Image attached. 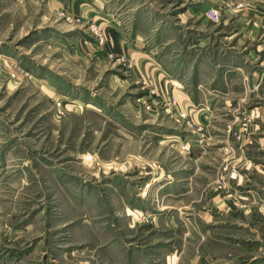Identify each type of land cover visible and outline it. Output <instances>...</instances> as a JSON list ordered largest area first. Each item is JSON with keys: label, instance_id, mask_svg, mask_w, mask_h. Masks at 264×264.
I'll list each match as a JSON object with an SVG mask.
<instances>
[{"label": "rangeland", "instance_id": "374dc122", "mask_svg": "<svg viewBox=\"0 0 264 264\" xmlns=\"http://www.w3.org/2000/svg\"><path fill=\"white\" fill-rule=\"evenodd\" d=\"M196 2L0 0V264H264V83Z\"/></svg>", "mask_w": 264, "mask_h": 264}, {"label": "crops", "instance_id": "0c3cea01", "mask_svg": "<svg viewBox=\"0 0 264 264\" xmlns=\"http://www.w3.org/2000/svg\"><path fill=\"white\" fill-rule=\"evenodd\" d=\"M196 3V9L201 13L210 6H214L222 11V16H228L227 19H236L237 26L234 34H242L244 36V40H242L243 49L245 47L248 48L246 55L243 56V63L236 71L237 82L244 84L242 79L246 77L247 83L253 89V96H261L262 89H257V85L264 83V0H229L226 4L224 0H197ZM245 21L251 22L250 28L245 27L247 23H242ZM249 35L253 37L250 43L246 40ZM141 59V65L144 67H159V65L153 64L148 66L150 63L148 59L145 57H141ZM245 63L255 64V68L251 71L246 67L247 64ZM174 81L180 84L176 79ZM175 90L178 95L182 96L180 89ZM253 128L263 131L261 125H254Z\"/></svg>", "mask_w": 264, "mask_h": 264}, {"label": "built area", "instance_id": "2783aa9c", "mask_svg": "<svg viewBox=\"0 0 264 264\" xmlns=\"http://www.w3.org/2000/svg\"><path fill=\"white\" fill-rule=\"evenodd\" d=\"M215 13V12H214ZM214 15V17L216 18L217 17V15L216 14H213Z\"/></svg>", "mask_w": 264, "mask_h": 264}, {"label": "bare ground", "instance_id": "6f19581e", "mask_svg": "<svg viewBox=\"0 0 264 264\" xmlns=\"http://www.w3.org/2000/svg\"><path fill=\"white\" fill-rule=\"evenodd\" d=\"M131 213V212H130Z\"/></svg>", "mask_w": 264, "mask_h": 264}]
</instances>
